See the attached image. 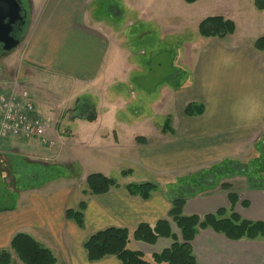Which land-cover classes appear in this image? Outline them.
<instances>
[{"label":"crops","instance_id":"crops-1","mask_svg":"<svg viewBox=\"0 0 264 264\" xmlns=\"http://www.w3.org/2000/svg\"><path fill=\"white\" fill-rule=\"evenodd\" d=\"M84 1L26 0L25 25L19 37L21 43L11 53L0 55V95L9 93L14 86L22 88L32 101L37 100V109L34 108L36 115L53 121L57 118L55 113L50 120L37 111L40 105L48 107L50 113L54 112L52 104L41 103L37 84L42 76L49 73L62 79L68 77L72 85L80 84L91 89L100 86L98 90H103L104 94L105 85L112 82L111 86H106L108 91L112 89L115 73L110 61V44L116 50L119 46L111 43L113 34L108 30L80 19ZM173 1L179 17L187 23L195 20L197 30L200 22L209 17L232 21L235 30L223 39L199 35L196 41L189 39L186 42L190 43L182 46V57L191 58L194 62L180 79L183 83L191 81L192 86L183 88L180 82L172 88L167 85V99L172 107L164 114L166 117L159 132V143L149 145L147 137L138 135L136 122L134 126H129L127 123L133 120L114 115L120 111L121 97L117 95L115 98L119 101L103 100L102 115L96 114L101 104L97 96L88 95L84 106L95 111V118L93 121L78 118L85 129L92 132L88 134V140L80 143V148L88 153L96 148H106L112 153L126 151L125 162L137 161L135 164L142 171V179L135 183L132 179L134 170H120L123 185L117 183L118 187L106 194L84 197L81 191L86 175L81 173L79 165L75 166L80 172L78 175L64 172L44 177L47 168L54 170L51 167L57 166V161L46 150L39 148L41 144L38 140L15 138L19 143L13 142L10 148L0 145V170L3 175L6 174L5 177L9 176L13 186L10 196L0 195V200L4 202L0 205V250L10 251L12 238L24 234L49 250L56 259L55 264H119L114 257L88 262L82 247L84 240L107 228L132 231L141 224L152 226L159 220H168L171 201L175 198L171 189L175 184L169 186L165 180H169L174 172L183 170L185 149L190 144L193 153L208 156L211 162L216 161L218 156L228 159L231 154L241 152L237 151L239 145L250 142L258 145L264 140V53L253 47V42L264 33H256L262 35H255L248 41L239 40L236 36L238 26L250 28L249 32H254V28L264 32V11L255 10L254 0H198L192 4L183 0ZM133 6L134 10H144L141 5ZM14 57L19 61L12 64ZM188 104H193L194 113H201L186 116L184 109ZM174 106L181 110L176 109L175 112ZM170 123L174 125L170 127ZM62 135L60 133L55 137L56 143L66 148L70 140H64ZM13 156L37 163L44 179L41 181L30 173L27 185H18L9 170L12 165L9 161ZM109 160L100 169L94 167L96 171L90 174L110 177L113 169L109 164L115 167L117 160L114 157ZM71 165H75L72 160L65 164L68 167ZM124 171L130 173L123 177L121 173ZM75 181L79 182L77 187L73 186ZM144 182H153L158 186L148 200L129 196L124 190L128 184ZM226 183L231 185L238 197L234 211L244 220L264 223V189L254 185L245 191L234 190L232 178ZM82 199L86 201V208L83 228L80 229L66 219L65 212L76 209ZM229 206L226 193L221 190L187 198L182 213L184 216L203 217L220 209L228 210ZM170 228L172 234L180 239L179 230L171 222ZM172 242L171 238H159L154 245H147L131 240L128 249L140 252L144 259L152 262L153 255L168 249ZM190 245L196 264H264V240L231 241L211 229H205L195 235ZM10 264H22L12 252Z\"/></svg>","mask_w":264,"mask_h":264},{"label":"rangeland","instance_id":"rangeland-1","mask_svg":"<svg viewBox=\"0 0 264 264\" xmlns=\"http://www.w3.org/2000/svg\"><path fill=\"white\" fill-rule=\"evenodd\" d=\"M22 2L24 7L27 6L26 0ZM133 4L135 6L141 5L144 10L132 9L134 7ZM177 10L178 8H176L173 0L84 1L83 10L79 16L80 19H85L90 24L98 25L100 28L108 30V32L113 34L111 35V43L114 42L119 46L117 50L121 53L114 48L113 44L112 46L110 44V61L111 65H113L115 81L110 91L107 90L106 86H111L112 82H108L105 85L106 94H104L102 93L103 90H98L100 86L93 89L84 85L81 86L80 84L74 86L68 77L62 79L58 75L55 76L48 73V75L40 78L37 86L41 95V103L52 104L54 112L50 113L48 107L40 105V109L37 111L42 112L50 120L54 118L53 113H55L57 116L56 120L48 121L54 138L62 133L64 140H70L66 148L61 147L57 143L52 148H45L39 145L40 149L46 150L57 161V166L51 167L54 170L51 171L48 167L44 177L64 172H67V174L68 172L76 173L78 175L80 172L76 170V164L80 166L81 173L87 176L96 171L93 170L94 167L100 169V167L108 164L109 158L114 157L117 162L115 167L109 164L113 169L110 172V177L117 183L123 185V180L119 176L120 170H134L132 179L135 183H138L142 179V171L138 164H135L137 161L131 163L125 162L124 159L127 158L126 151L119 150L118 153H112L111 150L108 151L105 148L106 145L103 146L105 149L101 148L104 150L96 148L90 153L80 148V143L88 140V134L90 135L92 132L89 129H85V125L78 119V116L81 114L80 110L83 104L88 100V95L95 94L96 98L101 102L100 107L96 111V114L100 115L103 114V100L117 101L118 99L115 98V95H117L118 98L119 96L121 97L119 98L121 103L118 105L119 107L117 106L120 108V111L115 112L114 115L118 118L121 116L133 120L127 123L129 126H134L133 123L136 122L135 125L139 131L135 130L136 128L134 131H137L138 135L147 137L150 142L149 145L152 146V144L159 143V139H161L159 138V132L163 129V122L166 117L164 114L170 112L167 109L170 106L172 107V104L167 99L166 87L168 88L167 85L170 88L176 87V84L179 82L182 84L181 75L184 71L189 70L187 67L192 66L194 62L191 58L182 57L181 48L183 45L190 43L186 42L189 39L196 41L200 38L197 26L194 24L195 20L192 19L188 23L184 22L179 17L180 13ZM186 20L188 19L186 18ZM249 29L245 26H238L237 39L248 41L255 37V35H262L256 33H264L258 28H254L255 31L252 29L254 32H249ZM20 50H22L21 46ZM16 57L19 56L16 55ZM11 61L14 64L19 61V58L14 57ZM167 81L168 83H166ZM191 86V81L182 84L183 88ZM36 101L33 100L34 108L37 105ZM173 109L175 112L176 109L181 110L180 107L177 108L176 106ZM117 110L119 109H115V111ZM174 110L171 111V114ZM172 125L174 124L170 123V127ZM12 139L2 140L0 145L10 148L13 146V142H18L16 141L17 139ZM90 139L92 138L90 137ZM263 141L261 140V142ZM72 143H76L77 145ZM144 144L148 145V143ZM256 145L253 142L247 145H239L237 151L240 150L241 152L227 157L239 163L237 165L239 171L242 169L245 171L250 170L249 175L251 179H249V176L248 179L246 178L247 174L232 177L235 184L234 190L245 191L248 190V187L254 186V184L259 189H264V170L259 171L260 169L258 170L257 168L261 166L255 163V159L259 158ZM207 159L208 161H206ZM223 159V156H218L216 161L209 162L208 156L193 153V147L190 144L185 149V166L183 170L174 172L170 175L169 180L165 181L169 186L175 184L174 188L171 189L175 197L185 195L183 183H180L183 179L191 178L190 176L198 174L203 169H208L213 163L222 162ZM69 160L74 161L75 165L65 166L66 163H69ZM9 164H12L9 170L18 185H24L25 183L27 185V182L30 181L27 179L30 173L34 174L37 179L41 178V181L44 179L40 173L41 171L38 169L37 163H30L25 158L13 156ZM5 175L0 170V195L3 193L2 197L10 196L12 194L10 189L13 187L12 181L8 178L9 176L5 177ZM253 177L257 179L256 182L255 179L253 181ZM229 179H222L219 184L229 182ZM250 181H253L252 185H248V183H251ZM219 184L214 189L205 188L201 195L204 196L205 194L221 191ZM77 185H79L78 181L73 182L74 187H77ZM1 200L0 205H4V202L2 203Z\"/></svg>","mask_w":264,"mask_h":264},{"label":"trees","instance_id":"trees-1","mask_svg":"<svg viewBox=\"0 0 264 264\" xmlns=\"http://www.w3.org/2000/svg\"><path fill=\"white\" fill-rule=\"evenodd\" d=\"M183 1L186 4H192L198 0ZM253 5L255 10L264 11V0H254ZM234 30L235 27L232 21L221 17H209L200 22L197 31L198 35L204 38L223 39L232 35ZM253 47L256 51L264 53V36L257 38L253 42ZM192 109L193 104H188L184 109V114L190 117L201 113L200 111L194 113ZM80 113L78 117L88 121H93L96 115L94 110L84 106V104ZM137 139L138 141L140 140V138ZM257 147L259 158L255 159V163L261 166L257 169L263 171L264 141H260ZM237 165L239 163L232 159H224L222 162L212 164L208 169L190 176L191 178L183 179L180 183H183L185 195L172 199L168 220H159L152 226L141 224L132 231L120 228H107L88 236L82 244L88 262L92 263L106 257H114L119 264H196L190 243L199 231L205 229H211L231 241L264 240V223L242 219L234 211L238 197L232 191L231 185L226 182L219 184L222 179L225 180L244 174L249 175L250 170L245 171L242 169L239 171ZM127 173H130V171H124L121 175L124 177ZM249 179H251L250 175ZM252 179L254 181L255 178L253 177ZM253 181H250L251 185ZM218 184L220 189L226 193L230 204L228 210L220 209L214 214H207L203 217L183 215L182 210L187 198L200 195L205 188L214 189ZM117 187V182L111 177H106L99 173L90 174L85 178L81 194L84 197L102 195ZM157 189L158 186L153 182L124 186V190L129 196L139 197L142 200H148ZM85 208L86 201L82 199L76 209L65 212L66 219L73 221L80 229L83 228ZM170 222L179 230L180 239L172 234ZM159 238H171L173 242L168 249L163 250L160 254L153 255L152 262L144 259L140 252L128 249V244L131 240L154 245ZM11 252L22 264L56 263V259L49 250L41 247L30 236L24 234H17L12 238L10 251L0 250V264L11 263Z\"/></svg>","mask_w":264,"mask_h":264},{"label":"built area","instance_id":"built-area-1","mask_svg":"<svg viewBox=\"0 0 264 264\" xmlns=\"http://www.w3.org/2000/svg\"><path fill=\"white\" fill-rule=\"evenodd\" d=\"M9 137L36 139L47 148L56 142L48 121L36 115L28 92L15 86L0 95V141Z\"/></svg>","mask_w":264,"mask_h":264},{"label":"water","instance_id":"water-1","mask_svg":"<svg viewBox=\"0 0 264 264\" xmlns=\"http://www.w3.org/2000/svg\"><path fill=\"white\" fill-rule=\"evenodd\" d=\"M25 17L22 0H0V44L4 53H11L20 45L13 31L15 27H24Z\"/></svg>","mask_w":264,"mask_h":264},{"label":"flooded vegetation","instance_id":"flooded-vegetation-1","mask_svg":"<svg viewBox=\"0 0 264 264\" xmlns=\"http://www.w3.org/2000/svg\"><path fill=\"white\" fill-rule=\"evenodd\" d=\"M22 28L23 27H15L14 31H13V35L16 36V38L20 37L21 33H22ZM4 54L2 51V45L0 44V55Z\"/></svg>","mask_w":264,"mask_h":264}]
</instances>
